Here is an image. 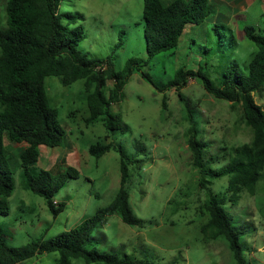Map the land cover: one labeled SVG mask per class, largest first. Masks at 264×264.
Segmentation results:
<instances>
[{"label":"rangeland","instance_id":"obj_1","mask_svg":"<svg viewBox=\"0 0 264 264\" xmlns=\"http://www.w3.org/2000/svg\"><path fill=\"white\" fill-rule=\"evenodd\" d=\"M169 1V0H164ZM233 1V0H232ZM214 15L199 24H187L175 49L148 59L144 38L143 0H60V12H80L76 24L84 28L78 49L90 57L110 59L115 70H121L130 57L146 60L143 68L152 82L134 70L122 90L118 103L112 105L126 130L107 131L102 122L86 125L88 115L83 79L63 85L59 76L45 77V88L51 104L58 110V121L65 130L63 144L41 147L35 169H51L64 158L77 169L55 194L64 209L53 217L43 197L21 183L20 163L11 157L15 187L8 197L10 211L0 215V229L8 244L25 245L37 238H48L68 230L108 205L119 187V152L111 148L99 158L88 151L97 141L121 146L140 163L129 165L127 183L130 205L139 221L128 225L117 214L108 215L101 227L92 233L89 247L143 259L151 264H235L223 238L206 240L200 230L207 214L202 208L206 188L200 185V173L192 167L186 145L187 122L183 104L173 88L159 90L184 64L196 70L201 67L215 85L230 60L243 67L256 45L245 37L242 26H262L264 1H255L241 14L227 15L232 9L219 3ZM4 4L0 2V24L4 23ZM216 9V8H215ZM218 31V32H216ZM234 36L230 41V36ZM122 40V42L120 41ZM121 42V44H119ZM112 81H107L111 86ZM191 107L210 143L208 155L212 167L225 164L226 150L252 139V129L242 119L241 103L213 97L201 79H190L179 89ZM166 109L162 111V97ZM264 109V86L255 94ZM63 169V168H62ZM228 176L213 179L211 189L219 193ZM231 223L241 231L244 255L250 264H264V169L250 194L242 191L233 203L226 199ZM201 207V208H200ZM57 252L38 254L16 264H56ZM73 264H82L80 261ZM90 264H104L92 262Z\"/></svg>","mask_w":264,"mask_h":264},{"label":"trees","instance_id":"obj_2","mask_svg":"<svg viewBox=\"0 0 264 264\" xmlns=\"http://www.w3.org/2000/svg\"><path fill=\"white\" fill-rule=\"evenodd\" d=\"M4 7V23L0 24V215L10 211L8 197L15 183L9 166L11 157L20 163L22 185L44 198L49 211L56 217L65 207L55 194L68 177H76L77 169L67 165L64 158L51 169H35L40 148H55L63 144L65 130L58 121V110L49 99L45 77H60L63 85L83 79L88 115L86 125L97 121L107 131L126 130L127 125L112 105L122 97V90L134 70L152 82L143 68L147 61L136 57L126 60L121 70H115L110 59L90 57L78 49L84 37V28L76 24L83 18L80 12H60V0H0ZM215 6L209 0H143L144 38L148 59L169 49H175L187 24H199L214 15ZM264 23V11L262 12ZM243 33L256 45L243 67L232 59L215 85L201 67L196 70L180 64L173 77L159 90L175 89L184 107L187 122L186 145L192 167L200 173V185L206 188L202 208L207 219L200 230L206 240L223 238L235 264H250L243 251L241 231L231 223L226 199L235 203L242 191L254 194L261 171L264 169V109L255 99L264 86V24L244 23ZM218 32V31H216ZM234 36H230V41ZM122 42V40H120ZM121 42L119 44H121ZM200 78L203 87L213 97L227 102L241 103L242 119L252 129V139L226 150L225 164L212 167L208 155L210 143L202 136L200 125L179 89L190 79ZM111 80V86L107 81ZM153 83V82H152ZM162 97V111L166 109ZM111 148L119 152V187L113 200L85 217L75 227L52 237L37 238L25 245L7 243L0 229V264H16L38 254L57 252L56 264H151L124 254L101 251L89 247L92 233L102 226L108 215L117 214L128 225L139 219L130 202L127 183L129 165L140 163L121 146L111 141L92 143L91 155L99 158ZM63 168V169H62ZM228 176V182L219 193L211 189L213 179ZM201 208V207H200Z\"/></svg>","mask_w":264,"mask_h":264},{"label":"crops","instance_id":"obj_3","mask_svg":"<svg viewBox=\"0 0 264 264\" xmlns=\"http://www.w3.org/2000/svg\"><path fill=\"white\" fill-rule=\"evenodd\" d=\"M211 3L214 4L217 12V7H221V5H218L219 3H227L229 7H232V9H227V15L231 18H233V15L241 14L237 10L243 11L248 6H250L255 1H258L259 3H263L264 0H209Z\"/></svg>","mask_w":264,"mask_h":264}]
</instances>
